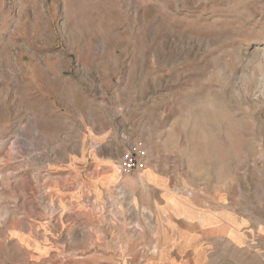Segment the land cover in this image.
Segmentation results:
<instances>
[{
	"label": "rangeland",
	"instance_id": "rangeland-1",
	"mask_svg": "<svg viewBox=\"0 0 264 264\" xmlns=\"http://www.w3.org/2000/svg\"><path fill=\"white\" fill-rule=\"evenodd\" d=\"M88 104L162 141L182 264H264V0H0V264L178 258L142 213L54 225L48 164Z\"/></svg>",
	"mask_w": 264,
	"mask_h": 264
},
{
	"label": "crops",
	"instance_id": "crops-1",
	"mask_svg": "<svg viewBox=\"0 0 264 264\" xmlns=\"http://www.w3.org/2000/svg\"><path fill=\"white\" fill-rule=\"evenodd\" d=\"M87 108L91 114L89 122L84 120V123L76 124L74 121L70 126V120H66L65 138L58 145L62 158L48 164L47 176L51 182L47 187L55 213L54 225L64 230L100 229L107 221L132 220L136 227L142 213L146 217H142L145 224L152 225V233L160 232L164 227L166 236L175 238L167 247L170 255H178L179 259L171 258L169 264H182L178 198L165 192L166 184L161 177L174 174L175 169L164 166L160 161L162 158L152 155L153 148L161 147L162 141H149L147 137L139 139L135 127L124 126L122 122L115 125L113 118L103 113V108H94L90 104ZM135 140L142 142L148 151V166L141 176L145 178L144 183L119 186V179L123 178L120 161ZM140 192L144 193L145 199L135 201ZM114 197H120L121 203ZM138 236L133 238L145 240ZM154 237L162 239L157 234ZM120 256L122 254L117 253L114 257Z\"/></svg>",
	"mask_w": 264,
	"mask_h": 264
},
{
	"label": "built area",
	"instance_id": "built-area-1",
	"mask_svg": "<svg viewBox=\"0 0 264 264\" xmlns=\"http://www.w3.org/2000/svg\"><path fill=\"white\" fill-rule=\"evenodd\" d=\"M147 149L141 142H136L128 147L120 163L121 175H129L135 171H143L147 167Z\"/></svg>",
	"mask_w": 264,
	"mask_h": 264
}]
</instances>
